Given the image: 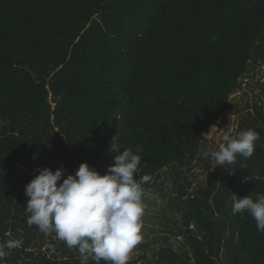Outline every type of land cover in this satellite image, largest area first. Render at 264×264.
Wrapping results in <instances>:
<instances>
[{"label": "trees", "instance_id": "16d2710c", "mask_svg": "<svg viewBox=\"0 0 264 264\" xmlns=\"http://www.w3.org/2000/svg\"><path fill=\"white\" fill-rule=\"evenodd\" d=\"M261 62L264 0H0V245L23 241L0 264H80L26 223L24 188L37 167L105 174L112 142L140 147L144 203L156 188L180 216L190 256L160 249L156 264H264V232L231 211L233 194H264L263 108L261 126L247 120L260 137L250 158L221 167L202 155Z\"/></svg>", "mask_w": 264, "mask_h": 264}, {"label": "clouds", "instance_id": "9594fccd", "mask_svg": "<svg viewBox=\"0 0 264 264\" xmlns=\"http://www.w3.org/2000/svg\"><path fill=\"white\" fill-rule=\"evenodd\" d=\"M218 150L204 151L215 166L234 164L237 156L250 158L259 134L252 130L236 136L225 133ZM114 140V139H113ZM114 142L110 151L116 153L114 163L100 174L87 163H81L74 174L64 175L63 167L54 171L37 167L25 185L28 198L26 223L35 225L45 235L54 233L67 247L76 248L80 264H128L131 252L142 240V217L145 213L144 184L151 176L135 178L141 164L140 147L134 152ZM232 214L247 212L264 232V194L257 197L232 196ZM22 240H8L0 245V260L9 250L19 247Z\"/></svg>", "mask_w": 264, "mask_h": 264}, {"label": "rangeland", "instance_id": "374dc122", "mask_svg": "<svg viewBox=\"0 0 264 264\" xmlns=\"http://www.w3.org/2000/svg\"><path fill=\"white\" fill-rule=\"evenodd\" d=\"M241 82L242 89L240 92L231 96L232 114L225 115L205 134L202 153L218 150L220 144L223 143L222 137L226 132L236 136L238 133L247 130L249 120L262 125L261 120L254 112V105L257 103L264 110V63H250ZM246 106H248V110H245ZM210 160L212 165H215V161L211 158ZM212 165L209 167L213 168ZM199 166L200 168L194 169L197 182L203 180L206 175L202 173L204 165L200 164ZM167 175L170 176L171 173L167 171V174L162 176L163 180H167L166 185L171 182V178L168 179ZM167 190L165 189V191ZM147 195L148 203H144L145 213L142 217V240L131 252V259L128 264L159 263L161 261L160 249L171 250L172 253L185 260L186 257L184 256H190L191 252L182 232L180 216L173 215L169 211L167 201H161L159 191L156 188H151ZM19 249L20 247H18Z\"/></svg>", "mask_w": 264, "mask_h": 264}]
</instances>
